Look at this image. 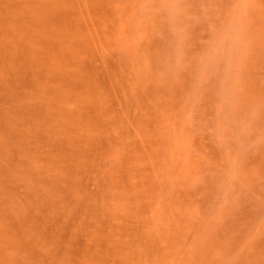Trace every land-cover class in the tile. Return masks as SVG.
Instances as JSON below:
<instances>
[{"label":"rangeland","instance_id":"rangeland-1","mask_svg":"<svg viewBox=\"0 0 264 264\" xmlns=\"http://www.w3.org/2000/svg\"><path fill=\"white\" fill-rule=\"evenodd\" d=\"M0 264H264V0H0Z\"/></svg>","mask_w":264,"mask_h":264}]
</instances>
